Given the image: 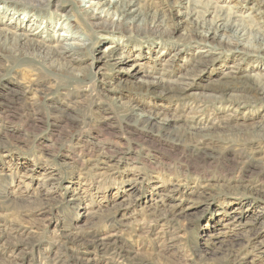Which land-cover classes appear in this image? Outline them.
I'll return each mask as SVG.
<instances>
[{
  "label": "rangeland",
  "instance_id": "obj_1",
  "mask_svg": "<svg viewBox=\"0 0 264 264\" xmlns=\"http://www.w3.org/2000/svg\"><path fill=\"white\" fill-rule=\"evenodd\" d=\"M56 1L27 12L56 36L69 34L62 26L90 38L69 7L54 11ZM260 1L190 0L209 4L207 13L199 9L207 26L226 11L238 29L264 12ZM171 10L177 29L168 37L96 33L88 52L73 55L79 61L65 63L81 83H58L34 67L14 71L0 49V264H264V99L245 100L240 88L230 91L238 99L210 91L227 76L264 77V31L252 34L258 45L244 42L250 50L218 55L213 45L186 42L187 0ZM13 16L14 2L0 0V21ZM113 41L129 63L104 57ZM157 79L191 87L172 100L117 85L129 80L138 89ZM126 105L156 123L180 118L171 124L183 135L191 120L198 136L124 120Z\"/></svg>",
  "mask_w": 264,
  "mask_h": 264
},
{
  "label": "bare ground",
  "instance_id": "obj_2",
  "mask_svg": "<svg viewBox=\"0 0 264 264\" xmlns=\"http://www.w3.org/2000/svg\"><path fill=\"white\" fill-rule=\"evenodd\" d=\"M9 1L14 2V16L9 17V22L4 19L3 21H0L4 25V28H0V49L1 51L4 50L6 55L10 56V58H14V71L22 68L23 66L34 67L41 70L43 69L47 71L50 76H54L56 80L59 81L58 83L63 84V82H65V84H67L75 82L81 83L85 80L82 74H75V69L72 66H67V64L65 63H70L71 65H73L74 62L79 61L78 58H72L73 55H80L82 50L88 52V49L94 44L93 37L95 38L96 33L111 32L120 35L127 34L128 36L132 37L145 36L146 38L148 36L156 35L159 37H168L177 29L175 23H173L172 21L171 8L172 6L175 7V5L181 6L185 0H165V7H162L161 5L157 7L156 3H154L155 0H94L96 1V3L93 6H96V9H93L92 5L88 8L82 7L81 5H79L80 0H57L55 3L59 4H54V11L56 12L60 8H64V6L69 7L73 17L79 22L80 27H87L91 34H93L90 38L82 34L76 35L72 33V31H70L72 27L70 28L61 26V28L66 30V33L69 34H61L57 36L50 32V28L52 27L51 23H45L44 26L42 25L38 27V23L40 22L38 19L40 18V16L32 14V12H27V8L31 10H33L34 8L42 9L47 4H49L51 0ZM140 2L151 3H149L148 5L145 4L146 6H144L143 3L139 4ZM259 4H264V1H260ZM204 6L205 7L197 4H192L190 0H187V9L189 10V12L187 16L182 17V19H184L185 22L189 23L191 26L187 29V32L185 34V40L188 44H196L199 42L202 46L204 44L213 45L214 47H217L218 55H220L222 50L228 48H241L248 50L249 48H246V46L244 45V42L246 41L251 43L255 42L258 45L259 41L257 40L259 38L256 39V35L252 34L257 33L258 37H260L259 34H262V31H264V26H261L264 25V12L256 9V11L252 13L253 16H250L248 20L249 23L246 26H240L241 28L238 29L236 26H233L231 24V13L233 12L230 13L222 11L220 12L221 14H213L215 15L214 20L212 23H209L210 26H207V23L202 20L203 13H201L199 10L202 8L207 13L209 4H205ZM22 7H25L26 9H22ZM189 16H192L194 19L191 20ZM68 21L70 22V18L65 16V22ZM41 34H43L44 36L42 37ZM100 39L105 40L104 42H110V40L106 39V37L101 36ZM75 41H80L79 43L81 44H78ZM116 43V41H113V44H115V46L112 45L111 47L107 48L106 52L104 53V57H106L109 61H117L119 65L126 64L128 62V58L122 53L119 54V51H123L124 49ZM259 46V51H262L264 49V44L260 42ZM139 49L140 47L135 50ZM251 49L253 50V48ZM255 50L258 51V49ZM128 51L129 50H127L126 52ZM131 52L132 51H129L128 53ZM138 53L141 54V51H138ZM196 53L201 58L207 56H215L214 52L210 50L203 52L201 50H198ZM196 61L195 63H197V65L202 66L208 64L211 60L201 62ZM63 62L66 66L62 64ZM136 66L139 65H134L133 68H136ZM135 70L136 69H134V71ZM139 73L140 71L137 70L133 72L132 75L135 76ZM229 78V76L224 77L221 85L217 88H211L210 91L212 93H216L215 95L225 97L227 96L231 99H238V97H235L233 94H231L230 91L232 90V88H240L243 94L248 96L244 98L245 100L256 102L258 100L261 101L264 99V77L236 76V78L233 77L230 81H228ZM233 79L242 82H238L240 84L232 83ZM141 82H144L142 83L144 85L140 86L138 89L136 87L137 82H135L136 84H134L133 81L129 82V80L120 81L119 83H117V85H119V87L128 88L130 90L143 89L144 92L147 93H158L160 97L172 100L181 99L183 95L185 96L188 93V89L189 87H191V84L187 83V81L180 83L171 82L170 84H167L162 79H157V81L152 82ZM215 95L206 96H208L209 98H213V96ZM14 96L19 95L18 93H14ZM128 106L122 108V117L124 120L135 119L136 123L156 126L157 131L162 133L164 132L170 135V137L172 135L175 138L181 139L186 137V135L188 137L198 136L194 132L197 128L195 129V127H192L191 120L184 119V123L186 125L184 126V128L182 125L184 133L183 135L181 132L179 133V131H176V128L179 127L175 128L174 126L176 125L174 123L171 124V122L180 121V118L171 117L170 119L164 120L160 123H156L153 114H135V109L131 107L128 108ZM258 139L264 140V138L262 137H259Z\"/></svg>",
  "mask_w": 264,
  "mask_h": 264
}]
</instances>
